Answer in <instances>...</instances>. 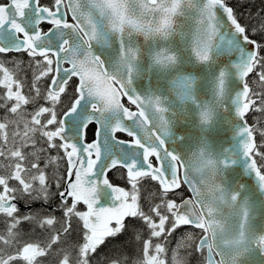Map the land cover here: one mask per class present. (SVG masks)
Masks as SVG:
<instances>
[{
    "label": "snow or ice",
    "instance_id": "obj_1",
    "mask_svg": "<svg viewBox=\"0 0 264 264\" xmlns=\"http://www.w3.org/2000/svg\"><path fill=\"white\" fill-rule=\"evenodd\" d=\"M0 264H264V0H0Z\"/></svg>",
    "mask_w": 264,
    "mask_h": 264
},
{
    "label": "water",
    "instance_id": "obj_2",
    "mask_svg": "<svg viewBox=\"0 0 264 264\" xmlns=\"http://www.w3.org/2000/svg\"><path fill=\"white\" fill-rule=\"evenodd\" d=\"M248 260H256L257 262L259 261V257H256V256H250L247 258Z\"/></svg>",
    "mask_w": 264,
    "mask_h": 264
}]
</instances>
